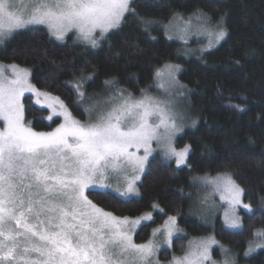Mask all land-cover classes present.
Segmentation results:
<instances>
[{
  "label": "snow or ice",
  "instance_id": "6c2138e0",
  "mask_svg": "<svg viewBox=\"0 0 264 264\" xmlns=\"http://www.w3.org/2000/svg\"><path fill=\"white\" fill-rule=\"evenodd\" d=\"M131 5L132 0H31L27 6L0 0V45L22 29L44 26L50 41L63 43L72 33L77 42L97 48L128 15H136ZM203 21L211 24L207 17ZM144 23L147 27L151 22ZM217 28L205 30L218 42L227 33ZM177 70L165 65L156 76L171 84ZM30 77L27 68L0 64V264H151L156 243H136L132 235L140 219H151V214L134 220L117 217L89 199V194L97 188H112L105 183L110 172L118 184L125 185L123 191L117 187V193L138 194L136 181L148 165L153 142L163 147L177 168L186 165L191 146H175L174 139L182 131L177 115L164 101L146 94L136 99L117 90L108 102L118 99L119 103L95 121L82 123L59 97L36 89ZM91 78L81 77L75 83L78 102L86 97L82 80ZM26 92L34 94L35 104L51 110L47 120L55 116L63 122L50 132L35 131L25 121ZM205 182L227 200L225 226L241 229L238 209L252 212L251 205L243 202L244 189L230 173L205 178ZM175 220L169 217L162 235L169 245ZM253 235L259 239L249 242L245 256L264 249V230ZM214 243L211 238L197 242L194 252L174 258V264H201Z\"/></svg>",
  "mask_w": 264,
  "mask_h": 264
},
{
  "label": "trees",
  "instance_id": "16d2710c",
  "mask_svg": "<svg viewBox=\"0 0 264 264\" xmlns=\"http://www.w3.org/2000/svg\"><path fill=\"white\" fill-rule=\"evenodd\" d=\"M131 6L136 15H128L97 48L75 41L73 35L63 43L50 41L46 28L38 26L39 30L22 29L5 42L0 61L29 69L37 89L59 97L83 122L90 117L85 109L96 111L120 102H108L117 90L136 99L158 93L157 71L165 64H178V80L186 88L195 122L176 141L178 147L191 146L187 164L177 168L156 155L138 183L139 196L124 198L95 189L89 199L118 217H136L154 205L162 208L140 225L137 243L147 241L153 228L171 215L190 235L212 232L223 244L242 251L256 229L264 230V0H133ZM197 10L215 21L225 20L227 35L213 49H193L201 42L184 44L166 34L164 24L175 14ZM144 22L151 23L146 27ZM89 75L90 80H82L85 100L78 102L74 85ZM24 107L25 121L35 130H52L62 122L60 117L47 120L48 109L36 105L30 94L24 97ZM218 173H230L244 189V202L253 208L242 211L241 229L226 228L220 218L211 229L186 214L197 193L193 175ZM104 192L109 194H100ZM186 247V236L175 237L171 248L160 251V258L181 255ZM240 260L264 264V249Z\"/></svg>",
  "mask_w": 264,
  "mask_h": 264
},
{
  "label": "rangeland",
  "instance_id": "374dc122",
  "mask_svg": "<svg viewBox=\"0 0 264 264\" xmlns=\"http://www.w3.org/2000/svg\"><path fill=\"white\" fill-rule=\"evenodd\" d=\"M30 2H31V0H17L18 5L23 4V5L27 6L30 4ZM204 17H207L211 21V24L204 25V21H203ZM217 26L222 27L227 33V28H226L224 18H220L219 20L215 21L211 17V15L207 14L206 12H203L202 10H197L196 12L189 14V15L177 13L169 20L168 23L164 24L166 34L168 37H171L170 39L180 41L184 44H189L194 40L200 41L201 43L198 44L197 47H193V49L196 48V49L202 50V51H206V50H210V49L215 48L226 37L225 36L222 40L217 42L214 37L210 38L207 35V31H212V32L217 31L218 30ZM205 29H207V31ZM69 35H73V34L69 33ZM73 37H74V35H73ZM210 39H212L211 46H209V40ZM3 45H0V48ZM0 64L9 65V64H13V63H5V62L0 61ZM165 65H172V66L178 67V70L175 72V82L170 84L166 78L159 77V82H158L159 92L156 94L149 95V96H151L157 100L164 101V102L168 103L170 105V107L173 109V111L175 112V114L177 115V123L182 128V131L176 135V137L174 139V143H175V146L179 149V148H183L184 146L183 147L177 146L176 141H177L178 136L183 134L184 131L187 130L188 128L194 127L195 122L192 120L191 111L189 109V102L187 101V98L185 96L186 88L178 80V73H179L181 67L175 63H168ZM20 67L24 68L22 66H20ZM163 68H161V69H163ZM30 82H31V80H30ZM31 84H32V82H31ZM160 84H164V87L161 88ZM41 92H43V91H41ZM29 94L33 96L34 103H35L34 94L26 92L24 94V97L26 95H29ZM52 96H54V95H52ZM24 97H23V103H24ZM55 97H57V96H55ZM116 103H119V102H112L108 105L103 106L100 110H96V111H94L96 108L95 109L93 108L92 114H91V112H89L90 117L88 118L87 122H89L90 120L95 121L97 116L100 113L108 110L112 104H116ZM38 106H40V105H38ZM68 110H69V108H68ZM48 111H49V113H48V115H49L51 110L48 109ZM72 116L75 119L81 121L82 123H85L82 120L75 117L73 114H72ZM54 118H56V117L54 116L53 119ZM60 118L62 119V117H60ZM62 122H63V119H62ZM2 126H3V122H0V127H2ZM58 126L59 125H57L56 127H58ZM54 129H52V130H54ZM52 130H47V131L46 130H35V131H37V132H50ZM152 148H153V151H152L151 155L149 156V161L152 157L159 155L168 161L174 162V160L169 159L165 155L164 149L161 145L157 144L156 142H153ZM140 154H143L142 150H141ZM149 161H148V163H149ZM147 166H146V168H147ZM181 166H183V165H181ZM146 168H145V170H146ZM145 170H144V172H145ZM142 174H140V179L136 181V188L138 189V194H131L128 196H123V195H120L119 193H117L115 191V189L117 187H120V190L123 191L125 185L123 184V181H121V183L118 184L116 181L115 174H113L111 172L108 174V178H107V180H105V183H111L112 188L111 189H103V190L114 191L117 194H119L121 197H124V198L139 196L140 195V189H139L138 183L141 180ZM221 174H224V173H218V174H213V175L212 174H195L191 178V184L194 186L197 193H196V195H194V197H192L190 207L187 210L186 214L189 216H194V217L198 218L202 223H204L206 226L210 227L211 229H214L216 227V221L218 218H220L222 220V222L225 226L224 213H225V211L229 210V205H228L226 199H221V194L219 192L213 191L212 186L205 182V178H209V179L215 178ZM130 175H131V173L129 170V176ZM97 189H100V188H97ZM242 199H243V197H242ZM243 202H244V199H243ZM155 211L163 212V209L159 208L157 205H154L153 209L150 211H147V212H145L139 216H136V217H128L130 220H134L137 218H142L146 214H149V213L151 214V219H140V223L134 227L133 234H132L134 241H135V233L138 230V228L140 227V225H142L144 222L151 221L154 218V212ZM242 211L248 212V210L243 209L241 207L237 211V215L240 217L241 222H242V227H243ZM252 211H253V208H252ZM169 217H175V216L169 215L165 218L163 223L155 226L152 230V234H151L150 238L147 240V241L153 240L157 245L155 256L152 258L151 264H174V258L183 259L186 255H189L190 253L195 251V244L197 242L202 241V240H208L210 238L214 239L216 241V243L212 244L210 247L209 258L206 260H202L201 264H225V261H230L231 264H249V262L246 260L245 261L240 260L241 257L246 259V258L252 256L258 250H260V249H257L256 251H253L250 255L245 256L244 253L248 250V246L242 251H237V250L231 249L229 246H227V245L223 244L221 241H219L212 232L205 234V235H198V236L190 235L188 233L187 229L179 224L177 217H175L176 220H175V224H174V230H173L172 236H171V244L169 245V244L165 243L164 240L162 239V235L165 233V225H166V222L168 221ZM228 229H230V228H228ZM156 230H159V231H156ZM231 230H238V229H231ZM257 230H262V229H260V228L256 229L255 232ZM154 231H156L155 236H153ZM179 236H186L187 237L186 251L181 255L173 256L169 260H162L160 258V251L164 248H171L174 238L179 237ZM258 239L259 238L254 236V238L251 241H254V240L258 241ZM147 241L142 242V243H146Z\"/></svg>",
  "mask_w": 264,
  "mask_h": 264
}]
</instances>
